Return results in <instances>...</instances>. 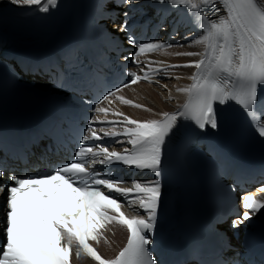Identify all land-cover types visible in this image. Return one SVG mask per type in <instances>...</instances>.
I'll return each mask as SVG.
<instances>
[{
  "label": "snow or ice",
  "instance_id": "6c2138e0",
  "mask_svg": "<svg viewBox=\"0 0 264 264\" xmlns=\"http://www.w3.org/2000/svg\"><path fill=\"white\" fill-rule=\"evenodd\" d=\"M13 5L38 6L48 12L57 6V0H10ZM139 0H121V4H135ZM150 6L168 4L173 8L184 6L201 34L189 44L203 45V53L187 52L178 55L202 58L184 65L152 67L148 61L140 68L142 75L127 72L131 79L102 96L101 103L116 97L125 105L133 104L116 93L141 80L151 82L156 75H165L169 69L194 67L189 77L190 87L177 91L188 96L184 106L172 113H163L162 119L138 121L121 112L95 107L97 113L123 117L121 120L100 121L88 119L77 137L72 158L52 166L44 172L16 175L8 173L10 183H0V194L6 192L0 223V264H70L72 248L76 257L90 258L95 264H157L149 245L157 227L162 205L159 179L125 180L117 176L113 165L134 168L141 172L160 175L168 138L183 119L203 130L218 126L217 105L234 102L249 117L260 137H264V98L258 96V87L264 86V0H148ZM118 26L127 34V42L135 51L125 59L135 64L140 55L157 52L175 45L141 41L131 34L129 12ZM179 79V77H177ZM148 111L149 109H144ZM102 125L97 129L93 125ZM122 126L116 131L115 126ZM110 130H105V128ZM103 133V135H101ZM123 145V151L109 150L110 144L92 143L105 137L114 138ZM130 146V147H128ZM99 164L102 168H94ZM5 169L0 166V181ZM131 187H122L124 184ZM123 198V199H121ZM244 207L249 211L238 215L233 226L250 219L251 214L264 209V202L245 196ZM127 206L134 214L128 216L122 208ZM127 229V244L115 257L104 259L89 241L99 242L108 225Z\"/></svg>",
  "mask_w": 264,
  "mask_h": 264
},
{
  "label": "bare ground",
  "instance_id": "6f19581e",
  "mask_svg": "<svg viewBox=\"0 0 264 264\" xmlns=\"http://www.w3.org/2000/svg\"><path fill=\"white\" fill-rule=\"evenodd\" d=\"M0 6L12 7L13 9L18 10L32 7L22 4L13 5L11 4L10 0H0ZM202 49L203 45L192 44L188 47L158 52L153 56V59L158 61L157 68H162L171 64H189L194 61H198L200 55L186 56L178 54L187 52L201 53ZM192 69H194V67L177 69L172 72V76L168 74L167 79L163 83L153 80L152 84L150 85L136 86L130 93L126 95V97L128 98V100L132 101L133 104L143 105V108H137L132 106L131 108H122L117 112H121L124 115L138 121H146L153 119L158 120L163 113L174 110L184 100L186 93L179 92L177 90L181 88H187ZM177 77H179V79H177ZM144 109L149 110L145 111ZM260 196L262 195L256 193L252 197L260 202H264V197ZM252 218L255 220V223H251L249 227L263 224L264 209H261L259 212L255 213ZM124 235L125 234H123L122 228L118 227V229H116V239L110 240L112 242V246L118 245L120 241L123 240ZM111 249L112 247L109 248V246H103V252L106 254L107 257L113 256L114 253H112ZM76 264L95 263L89 260H82L80 262H77Z\"/></svg>",
  "mask_w": 264,
  "mask_h": 264
},
{
  "label": "rangeland",
  "instance_id": "374dc122",
  "mask_svg": "<svg viewBox=\"0 0 264 264\" xmlns=\"http://www.w3.org/2000/svg\"><path fill=\"white\" fill-rule=\"evenodd\" d=\"M192 70H193V69H192ZM31 101H32V102H31ZM30 102H31V104H32V103H34L33 99H32V100H30Z\"/></svg>",
  "mask_w": 264,
  "mask_h": 264
},
{
  "label": "water",
  "instance_id": "95a60500",
  "mask_svg": "<svg viewBox=\"0 0 264 264\" xmlns=\"http://www.w3.org/2000/svg\"><path fill=\"white\" fill-rule=\"evenodd\" d=\"M37 87H40L39 85H36ZM40 88H42V87H40Z\"/></svg>",
  "mask_w": 264,
  "mask_h": 264
}]
</instances>
